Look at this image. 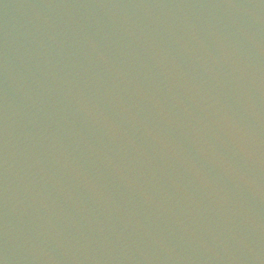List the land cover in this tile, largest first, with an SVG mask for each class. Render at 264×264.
I'll return each mask as SVG.
<instances>
[{
  "label": "water",
  "instance_id": "obj_1",
  "mask_svg": "<svg viewBox=\"0 0 264 264\" xmlns=\"http://www.w3.org/2000/svg\"><path fill=\"white\" fill-rule=\"evenodd\" d=\"M0 264H264V0H0Z\"/></svg>",
  "mask_w": 264,
  "mask_h": 264
}]
</instances>
